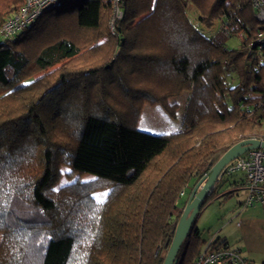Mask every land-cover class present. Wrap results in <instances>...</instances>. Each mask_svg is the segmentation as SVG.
Masks as SVG:
<instances>
[{
  "label": "trees",
  "instance_id": "1",
  "mask_svg": "<svg viewBox=\"0 0 264 264\" xmlns=\"http://www.w3.org/2000/svg\"><path fill=\"white\" fill-rule=\"evenodd\" d=\"M23 3L0 0V27ZM122 8L114 32L109 0H65L0 37V264H163L189 183L238 142L264 141V64L248 57L264 24L250 0ZM216 22L227 30L206 34ZM145 104L174 119L182 107L180 130H139ZM207 243L195 226L178 264Z\"/></svg>",
  "mask_w": 264,
  "mask_h": 264
},
{
  "label": "rangeland",
  "instance_id": "2",
  "mask_svg": "<svg viewBox=\"0 0 264 264\" xmlns=\"http://www.w3.org/2000/svg\"><path fill=\"white\" fill-rule=\"evenodd\" d=\"M240 44L239 38H232L228 42V47L238 49ZM186 97L187 94L185 93L180 98L174 99L173 102L183 105ZM182 116V107L177 118L174 119L161 107L145 104L138 123V129L153 135L173 134L180 130ZM218 156L220 155L218 154ZM92 178L93 175H86L82 177V180L88 181ZM228 178V182L232 183L236 180H242L244 175L238 174ZM76 179L77 176L72 181L64 178L60 185L73 182ZM195 181V179L192 180L187 186L186 191L188 190V194L194 189ZM228 187H230L229 184L224 185L220 190L221 194L211 200L199 214L196 227L201 233L202 240L207 243L212 239H226L229 246L240 249L241 255L246 260L253 264H264V207L261 205L243 207L240 204L246 196L243 187L238 192H230L231 195L225 199L221 195L229 192L227 189L225 190ZM106 196L107 191L95 194V198L99 201L104 200ZM186 199L187 197L182 200V205H184Z\"/></svg>",
  "mask_w": 264,
  "mask_h": 264
},
{
  "label": "built area",
  "instance_id": "3",
  "mask_svg": "<svg viewBox=\"0 0 264 264\" xmlns=\"http://www.w3.org/2000/svg\"><path fill=\"white\" fill-rule=\"evenodd\" d=\"M65 0H24L21 8L16 11L1 27L0 37L13 40L24 29L33 25L47 10L60 6ZM112 7L110 19L111 32L115 31V23L123 17L122 4L124 0H109ZM255 16L264 24V0H250ZM196 14L191 15L192 24L199 25ZM203 28V27H202ZM204 29V28H203ZM227 30L225 26L216 22L211 29H204L206 34H217ZM248 57L264 64V31L260 32L254 41L249 44ZM247 111L249 107H245ZM243 174V189L246 192L243 207L261 205L264 207V149H256L229 162L223 169L219 180ZM204 176L208 177L209 173ZM185 192L181 193L184 196ZM217 239L210 240L193 264H248L241 255L240 249L216 243Z\"/></svg>",
  "mask_w": 264,
  "mask_h": 264
},
{
  "label": "water",
  "instance_id": "4",
  "mask_svg": "<svg viewBox=\"0 0 264 264\" xmlns=\"http://www.w3.org/2000/svg\"><path fill=\"white\" fill-rule=\"evenodd\" d=\"M264 149V141L245 139L230 147L210 169L209 176L199 179L183 208L174 237L163 264H178V254L197 224L205 200L211 195L225 166L247 152Z\"/></svg>",
  "mask_w": 264,
  "mask_h": 264
},
{
  "label": "crops",
  "instance_id": "5",
  "mask_svg": "<svg viewBox=\"0 0 264 264\" xmlns=\"http://www.w3.org/2000/svg\"><path fill=\"white\" fill-rule=\"evenodd\" d=\"M197 181L198 180H196L195 181V183H194V185L197 183ZM241 180H236V181H234V182H232V183H229L228 182V184H229V186L230 187H228V188H225V190L227 189V191H229V192H238L239 190H240V188H242V187H236L237 185L235 184L236 182L237 183H239ZM193 185V186H194ZM221 190V189H220ZM221 192V191H220ZM188 190L187 191H185V194H184V196H182V198H181V202H182V200L185 198V197H187V199L185 200V202H184V205L186 204V202H187V200H188V196L191 194V193H189L188 195ZM243 202V201H242ZM242 202H240V204L242 203ZM242 205V204H241Z\"/></svg>",
  "mask_w": 264,
  "mask_h": 264
}]
</instances>
